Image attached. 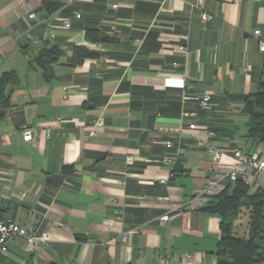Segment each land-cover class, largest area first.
<instances>
[{
  "label": "crops",
  "instance_id": "obj_1",
  "mask_svg": "<svg viewBox=\"0 0 264 264\" xmlns=\"http://www.w3.org/2000/svg\"><path fill=\"white\" fill-rule=\"evenodd\" d=\"M86 29L112 37L90 43ZM261 42L264 0H0V77H16L0 106V219L49 234L33 253L14 240L0 264H158V252L163 264H216L219 218L194 200L217 175L204 131L264 151L240 126L261 80ZM51 46L63 55L45 81L33 61ZM76 46L99 57L69 66ZM99 115L103 132L86 138ZM25 127L37 130L32 142Z\"/></svg>",
  "mask_w": 264,
  "mask_h": 264
},
{
  "label": "trees",
  "instance_id": "obj_2",
  "mask_svg": "<svg viewBox=\"0 0 264 264\" xmlns=\"http://www.w3.org/2000/svg\"><path fill=\"white\" fill-rule=\"evenodd\" d=\"M107 36H102L95 29H86L85 39L90 43H102ZM63 52L55 46L41 50L34 58V66L41 71L42 78L49 81L53 77L52 66ZM85 47L76 46L71 50L69 66L80 65L85 59L98 58ZM13 73H4L0 77V106L8 107L7 84H14ZM247 121L245 123L247 141L264 144V61L258 91L244 97ZM247 209L249 224L247 237L240 238L233 234V225L242 209ZM202 210L219 218L220 237L215 256L216 264H264V192L250 193L241 180L228 183L224 190L216 194L202 206Z\"/></svg>",
  "mask_w": 264,
  "mask_h": 264
},
{
  "label": "built area",
  "instance_id": "obj_3",
  "mask_svg": "<svg viewBox=\"0 0 264 264\" xmlns=\"http://www.w3.org/2000/svg\"><path fill=\"white\" fill-rule=\"evenodd\" d=\"M116 8V6H112ZM29 19H34V14H29ZM79 18V15H75ZM200 19L202 22H207L211 19V15L202 12L200 14ZM70 23L68 21L63 22L64 28H69ZM255 35L259 34V31L254 32ZM107 36L112 37V33L108 32ZM177 50L186 53V48L184 46H178ZM259 50L264 52V42H261ZM174 66L177 64L174 63ZM247 68L244 69V71ZM185 96V95H184ZM210 95L201 94L197 100V107L205 109L209 106ZM193 119L195 118V112L192 111H182L181 119ZM62 122L61 118H55L54 123L59 124ZM105 128L104 120L101 115L85 128L86 138L98 136L103 132ZM187 128L189 131H196L197 127L195 123H188ZM22 140L24 142H32L33 138L37 134V130L34 128H23L21 130ZM45 137H49V132H45ZM217 134L212 130L204 131L203 145L205 147L206 153L210 158L212 168L217 172L215 178L206 186L199 188L194 194V200L200 206L205 205L209 200H211L216 194L220 193L225 188V183H233L237 180H241L246 184L250 190V193L256 191L264 192V151L260 148H256L250 153H244L239 148H229L228 143L224 146L217 143ZM166 148H172L173 143L167 141L165 143ZM229 157L230 162L225 163L224 158ZM128 160L130 157L127 158ZM164 183V180H160ZM116 219H120V212L116 211ZM160 220L166 222L168 220L167 215H163ZM16 239H22L25 244L26 251L33 253L38 250V248L46 244L49 241L48 232H39L21 227L17 223L11 220L0 219V254H5L8 249V245ZM120 241L125 243L127 241V234H123L120 237ZM181 258L190 262L192 256L189 253H182ZM168 259V255L165 252L157 253V263L163 264Z\"/></svg>",
  "mask_w": 264,
  "mask_h": 264
},
{
  "label": "rangeland",
  "instance_id": "obj_4",
  "mask_svg": "<svg viewBox=\"0 0 264 264\" xmlns=\"http://www.w3.org/2000/svg\"><path fill=\"white\" fill-rule=\"evenodd\" d=\"M243 127L244 131L245 125H240ZM249 224V214L247 209H242L239 217L236 219L233 225V234L240 238H246L247 237V229Z\"/></svg>",
  "mask_w": 264,
  "mask_h": 264
},
{
  "label": "water",
  "instance_id": "obj_5",
  "mask_svg": "<svg viewBox=\"0 0 264 264\" xmlns=\"http://www.w3.org/2000/svg\"><path fill=\"white\" fill-rule=\"evenodd\" d=\"M46 39H47V40L49 39V31H47Z\"/></svg>",
  "mask_w": 264,
  "mask_h": 264
}]
</instances>
